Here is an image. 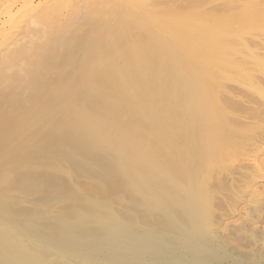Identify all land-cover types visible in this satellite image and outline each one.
I'll use <instances>...</instances> for the list:
<instances>
[{
    "label": "rangeland",
    "instance_id": "obj_1",
    "mask_svg": "<svg viewBox=\"0 0 264 264\" xmlns=\"http://www.w3.org/2000/svg\"><path fill=\"white\" fill-rule=\"evenodd\" d=\"M13 1L0 0V27L16 16L22 18L23 33L36 36L28 53L4 61L0 56V178L8 174L5 152L31 155L28 135L51 126L45 107L48 88L71 123L75 102L86 97L88 88L112 90V113L144 123L134 134L140 151L166 153L173 162L189 158L193 150L198 154L195 160L190 155L196 163L187 168L204 171L206 228L212 235L237 256L264 255V0H47L44 6L35 0L34 8L42 13L39 27L28 25L33 10L24 0ZM8 4L16 6L11 10ZM21 5L25 10H19ZM108 24L112 68L129 56L127 40L141 46L148 69L154 71L147 89L130 104L139 113L117 107L123 84L115 72L108 75V86L97 77H91V84L79 82L95 46L91 35L104 34ZM128 28L138 36L134 41ZM117 48L125 54L114 55ZM43 162L37 156L39 167L32 168L52 167ZM45 168L41 171L54 167Z\"/></svg>",
    "mask_w": 264,
    "mask_h": 264
},
{
    "label": "bare ground",
    "instance_id": "obj_2",
    "mask_svg": "<svg viewBox=\"0 0 264 264\" xmlns=\"http://www.w3.org/2000/svg\"><path fill=\"white\" fill-rule=\"evenodd\" d=\"M34 1L22 2L33 10H28L32 14L28 25L39 27L38 6L47 0L38 2V10ZM8 5L11 10L16 6ZM8 9L4 8L5 15ZM9 17L0 27L2 61L31 51L36 36L23 33L22 18ZM111 17L108 11L107 19L112 21ZM111 24L104 27V34L91 35L95 46L79 82L91 84V77H97L108 86V75L115 72L123 84L117 107L139 113L130 104L147 89L154 71L148 69L141 46L127 40L124 48L129 44V56L112 68ZM128 29L134 41L137 34ZM121 50L117 48L114 55ZM46 94L52 123L28 135L31 155L5 150L8 174L0 178V264H252L254 260L264 264L263 253L237 256L206 228L204 171L187 168L196 163L194 150H187L196 154L194 160L181 156L185 162L181 158L173 162L166 153L153 156L140 151L134 134L144 123L112 113V90L88 88L86 97L75 102L73 123L65 120L69 115L54 91L48 88ZM37 156L54 168L34 170V165L39 167ZM25 166L31 170H23Z\"/></svg>",
    "mask_w": 264,
    "mask_h": 264
}]
</instances>
